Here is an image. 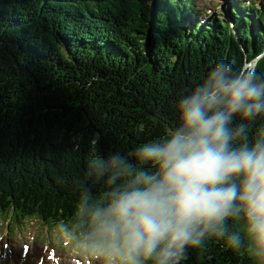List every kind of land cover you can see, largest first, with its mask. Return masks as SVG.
<instances>
[{
    "label": "trees",
    "instance_id": "1",
    "mask_svg": "<svg viewBox=\"0 0 264 264\" xmlns=\"http://www.w3.org/2000/svg\"><path fill=\"white\" fill-rule=\"evenodd\" d=\"M190 3L0 0V214L57 226L92 245L87 212L106 206L107 194L131 179L114 177L112 157L131 165L133 175L157 171L135 152L170 138L182 123L180 99L220 60L232 75L262 54L264 18L253 28L245 12L234 15L233 26L220 18L187 26L196 12ZM262 61L253 69L264 81ZM233 118L247 125L254 143L264 113ZM226 223L229 233H240V249L206 236L186 247L180 264H254L237 219Z\"/></svg>",
    "mask_w": 264,
    "mask_h": 264
},
{
    "label": "clouds",
    "instance_id": "2",
    "mask_svg": "<svg viewBox=\"0 0 264 264\" xmlns=\"http://www.w3.org/2000/svg\"><path fill=\"white\" fill-rule=\"evenodd\" d=\"M229 72L220 60L180 99L182 123L170 138L136 149L137 159L157 171L133 175L119 157L109 161L115 178L131 179L107 194L106 206L87 212V236L104 264H180L186 247L206 236L240 249V233L227 227L232 218L243 219L247 253L264 264V127L251 144L247 125L230 127L237 114L254 120L264 113V81L251 66Z\"/></svg>",
    "mask_w": 264,
    "mask_h": 264
},
{
    "label": "rangeland",
    "instance_id": "3",
    "mask_svg": "<svg viewBox=\"0 0 264 264\" xmlns=\"http://www.w3.org/2000/svg\"><path fill=\"white\" fill-rule=\"evenodd\" d=\"M114 1H117V0H114ZM195 2H196L195 3L196 4V11H201V10L204 11V13L199 14L201 19H210L212 16L215 17V15L216 16H220L221 13H226V10H223V9H226V8L228 9V7H229V0H196ZM213 2L219 3L220 6H215L213 4ZM255 5L258 6L257 4H255ZM124 6H132V4L129 3V4H126ZM139 6H140V3L138 1L137 5L135 6L134 11H133L135 13V16L138 13L137 11H138ZM122 7L123 6L121 4V8ZM118 9H116V10H118ZM128 10H130V8H128ZM221 18H222V16H221ZM209 21H207V22H209ZM115 28H117V30L119 29V27H115ZM107 51L109 53H112V54H119L118 52H116L113 49H108ZM156 90L159 91L161 94L164 93L163 92L164 90H160L159 88H156ZM163 102H164V100H162V103ZM238 123H239V121L236 120L235 118H233L231 126L238 125ZM177 127L178 126H176L175 129ZM0 220L7 221V219L3 215H0ZM8 221H10V218H8ZM237 224H238V227L243 231V229H244V221H243L242 218L237 220ZM6 225L7 224L5 222L0 221V228L3 229V234L4 235L5 234L8 235V233L10 231L9 228ZM10 227H11V231H12V234H11V231H10V235L13 238H15V239L17 238L18 232H21V233H24V234L26 233L24 222L18 220L16 217H14L13 220L11 221V226ZM38 227L39 228H33V227L31 228V226H30L31 230L29 231V229H28V232H27V235H32V234L34 235L33 240L36 241L35 247L38 250H41L42 246L46 245L47 242L57 245V242H61L62 238H63V244H61L60 247H63L64 249H66V252H62V254L67 256V257H71L73 255H78V253H79V252L77 253L78 250H81L83 252V254L87 253V250H89V251L91 250V249H88L86 246H77V245H75L70 240L69 236H66V235L61 236L57 226H54V225H50L49 226L50 234L55 235L57 239H55L54 237L52 238L51 237L52 235L42 231L41 230L42 229L41 226H38ZM43 228H44V230H47V226L46 225H43ZM22 236L23 235H21V237ZM42 240H44L46 242V243H44V245L41 243ZM74 240H76V239H74ZM58 246H59V244H58ZM98 256L100 258H98ZM96 257H97V262L98 263L99 262L104 263L103 257H101L99 254H97ZM252 261H253L254 264H260V262L258 260H256V259H254L253 257H252Z\"/></svg>",
    "mask_w": 264,
    "mask_h": 264
},
{
    "label": "bare ground",
    "instance_id": "4",
    "mask_svg": "<svg viewBox=\"0 0 264 264\" xmlns=\"http://www.w3.org/2000/svg\"><path fill=\"white\" fill-rule=\"evenodd\" d=\"M197 19L200 17L198 14H197ZM263 62V61H262ZM264 63V62H263ZM75 228H78L77 227V224L74 225ZM74 228V229H75ZM33 251V250H32ZM31 250H29V253L25 256L23 254V250H22V253L18 256H15V257H12L11 255L9 256L10 258V261L12 263H17V264H29L30 263V260L33 258V252ZM94 251V249L92 250V252ZM7 255H5L2 250L0 249V258H5ZM76 257V256H75ZM38 258L39 260L42 259V264H51L52 263V260H49L48 258H45L44 254L42 253H39L38 254ZM59 261H61V264H70L71 261L69 260V258H67L66 256H62ZM101 264V263H99Z\"/></svg>",
    "mask_w": 264,
    "mask_h": 264
},
{
    "label": "water",
    "instance_id": "5",
    "mask_svg": "<svg viewBox=\"0 0 264 264\" xmlns=\"http://www.w3.org/2000/svg\"><path fill=\"white\" fill-rule=\"evenodd\" d=\"M171 130H173L172 128H170Z\"/></svg>",
    "mask_w": 264,
    "mask_h": 264
}]
</instances>
